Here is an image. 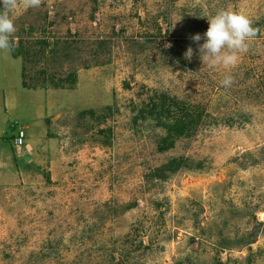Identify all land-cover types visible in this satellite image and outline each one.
Listing matches in <instances>:
<instances>
[{"label": "rangeland", "instance_id": "1", "mask_svg": "<svg viewBox=\"0 0 264 264\" xmlns=\"http://www.w3.org/2000/svg\"><path fill=\"white\" fill-rule=\"evenodd\" d=\"M221 9L260 29L231 69L190 39ZM13 19L0 264H264V0H42Z\"/></svg>", "mask_w": 264, "mask_h": 264}, {"label": "clouds", "instance_id": "2", "mask_svg": "<svg viewBox=\"0 0 264 264\" xmlns=\"http://www.w3.org/2000/svg\"><path fill=\"white\" fill-rule=\"evenodd\" d=\"M3 10L0 11V52L9 54L14 43L16 32L13 14L23 8H38L42 0H2ZM209 28L202 37L200 34L191 36L190 39L197 44L200 59L209 67L222 66L231 69L240 59V54L247 52L249 44L259 32V28L253 27L252 19L242 11L221 9L208 19ZM202 38H206L200 44ZM171 47V45H169ZM193 48L188 47L185 58L191 59ZM234 79L230 74L224 76L221 84L224 88H230Z\"/></svg>", "mask_w": 264, "mask_h": 264}, {"label": "trees", "instance_id": "3", "mask_svg": "<svg viewBox=\"0 0 264 264\" xmlns=\"http://www.w3.org/2000/svg\"><path fill=\"white\" fill-rule=\"evenodd\" d=\"M162 107H165L164 104H162L160 106V109ZM168 113V112H167ZM184 113H182V116H183ZM187 119H184L182 118L181 119H178V122L172 124V125H168V130L169 131H174L175 134L178 132V133H184L185 131L188 130L189 126H192V122L195 123L196 122V119H191V117L187 116L186 117ZM184 119V120H183ZM178 124V125H177Z\"/></svg>", "mask_w": 264, "mask_h": 264}, {"label": "built area", "instance_id": "4", "mask_svg": "<svg viewBox=\"0 0 264 264\" xmlns=\"http://www.w3.org/2000/svg\"><path fill=\"white\" fill-rule=\"evenodd\" d=\"M24 140H25V135L23 130H18V133L15 134L13 145L16 148H20L22 147Z\"/></svg>", "mask_w": 264, "mask_h": 264}, {"label": "crops", "instance_id": "5", "mask_svg": "<svg viewBox=\"0 0 264 264\" xmlns=\"http://www.w3.org/2000/svg\"><path fill=\"white\" fill-rule=\"evenodd\" d=\"M29 121H31V122H32V123H31V125H33V124H34V122H35V121L33 122V118H31V116H30V118H29ZM28 134H29V131H28ZM28 134H27V135H28ZM28 136H29V135H28Z\"/></svg>", "mask_w": 264, "mask_h": 264}]
</instances>
